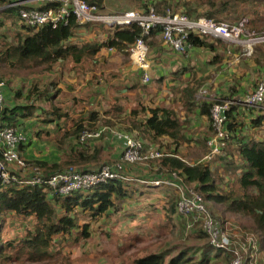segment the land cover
I'll use <instances>...</instances> for the list:
<instances>
[{
    "label": "trees",
    "instance_id": "16d2710c",
    "mask_svg": "<svg viewBox=\"0 0 264 264\" xmlns=\"http://www.w3.org/2000/svg\"><path fill=\"white\" fill-rule=\"evenodd\" d=\"M13 1L15 0H0L3 14H18L19 6L11 5ZM85 1L89 4H96L100 10H103V0ZM130 1L141 12H146L152 6L156 12L162 14L170 9L172 12L183 13L189 18L207 17L215 21L236 22L246 15L248 10L246 5H250L254 0ZM59 2L60 0H44L38 8H53L59 5ZM20 6L26 7V5ZM122 10L124 9L117 8L115 13ZM22 24L28 29L18 38L16 43L10 44L9 42L0 47V63L6 65V69L1 71L0 81H3L7 74L25 79L28 76L48 72L56 64L63 66L68 59L80 63L83 58H89L92 59V63H95L94 58L103 47L113 49V53L128 55L129 46L141 36L142 32L141 27L134 22L125 26L109 28L100 23H78L72 15L68 17L66 23H59L55 27L50 23L39 26ZM0 25H2L1 20ZM261 28L264 30V26ZM93 29L103 31L102 42L78 41V35L87 34ZM145 41L148 45V56L154 55L155 50H158L155 46L159 43L162 47L166 45L160 37L159 27H155L150 36L145 38ZM186 41L192 47L208 48L214 52L219 48H226V44L221 39L195 32L189 33ZM166 46L169 50L175 51L169 45ZM235 47L239 49L238 46ZM175 52L183 55L182 51ZM247 58L251 59L255 63V67L259 69L256 72L262 74L260 78L256 79L257 81L250 84L249 88H253L264 77V42L255 45L252 54ZM216 59L217 56L211 62H217ZM151 69L150 66L148 69L150 79L144 83L141 81L142 69L135 68L128 78L129 86L140 89V83L148 85L152 82L156 76L151 74ZM98 76L89 75L88 83L91 88H95L93 85L99 86L105 81L103 75ZM5 80L8 81V79ZM204 80L199 78L196 81L201 84ZM3 82L4 92H6V88L10 89V87L5 81ZM197 82L194 81L183 86L179 90V94L173 99L179 103L178 107L181 108V112H177L178 107L174 104L151 106L142 101H137L136 106L131 107L129 112H126L123 105H109L107 107L99 102L103 108L84 112L82 117L70 118L73 121L71 128H66L64 135L57 140V148L62 151L60 158L51 163L41 159L33 160L28 156L27 158L32 161V165L43 168L45 176L66 170L69 167H73L75 172L97 171L99 167L109 162L104 149L108 142L107 139H110V133L114 132L112 131L113 128L127 132L139 143V152L148 154L150 151H157L160 153V156L148 157L141 162L126 164L125 169L136 165L137 171L132 178L143 180L142 182L148 183V186L153 188L152 182L154 180L171 178L172 173H175L176 179L193 188L202 196L207 209L209 210L211 207L216 216L212 214L221 219L223 225L226 222L233 224L230 222L231 220L234 222L233 226L238 231L240 247L238 249L236 246L238 243L232 246H235L242 256L244 255L240 249L241 247L245 249L247 234L257 237L260 241L259 248L262 249L264 247V137L257 134L258 128H261L264 122V112L256 111L250 115L237 106H231L224 110L223 129L228 135L226 145L221 147L219 154L209 159L196 156L199 159L189 161L184 157L185 153H188L185 151L187 148L185 145L197 141L196 143H200L205 148L204 150L210 152L208 140L215 134L211 108L218 100L197 101L195 99ZM52 85H57V81H49L48 85L41 90H38L33 84L25 97L31 101L34 95L42 102L49 103L51 117H46L45 109L39 105L8 104L5 99V105L0 110V119L3 124L19 126L24 131H28L34 125H39V121H28V118H31L29 116L44 115L45 117L40 119L44 125L49 124L50 126V123H54L57 130L61 128L60 120L63 119L66 122L69 120L68 110L64 111L51 103L61 91L58 87L54 92L50 91L49 87ZM237 85L238 83L230 84L228 94H234L238 88ZM94 92L96 95L98 90L95 89ZM94 92L90 94L89 98H94ZM16 94L19 95L18 92ZM73 100L76 101L77 98L74 97ZM117 100L115 99V102ZM35 108H40L42 114L35 112L39 111ZM82 112L81 110L80 113ZM100 113L109 119L106 122L110 126H105L106 129L95 139L96 141L82 139L81 136L84 133H97L101 130L95 124L97 115ZM119 117L126 122L123 124V127L126 126L125 129L119 127V122L115 121V118L119 119ZM193 117L200 121L208 120L206 130L210 132L209 136L202 133L193 136L189 133V129L194 130L195 127L191 124ZM246 117L249 118L246 119ZM44 132L50 134L49 130L39 127L35 131V136L39 137ZM117 141L121 142L120 139ZM120 144L122 151L124 147L122 142ZM25 146L28 144L21 145V150L24 151ZM122 172L124 173V170ZM19 177L20 175L16 174L14 175L15 180L11 179L6 184H0V264L16 263L22 258L26 262L47 264L48 259L52 257L49 249L55 242L54 237H58L61 241L63 238L71 240L76 245L81 239L90 237L92 232L90 222L99 219V217H111V214L120 212L122 208L130 209L133 204H135V211L129 213L128 216L134 218L136 215L138 216L140 211V205H136L139 204L138 199L129 207L122 205L123 202L128 203L130 201L132 194L131 190L129 191L128 183L126 184L127 179H105L89 189L74 190L67 195L59 196L48 185L21 186L19 183L21 178ZM164 186L166 192L162 206L168 218L171 219L174 216L184 220L188 217L190 220L192 219L193 223L195 220L200 222H196L195 227H192L188 233L195 238V242L191 245L176 244L160 251L145 252V255L138 257L133 256L131 257V264H229L234 257L233 252L216 248L209 243L207 234L202 227V214L185 215L180 213L177 209L179 199L177 189ZM151 187L143 191L140 190L138 197L146 191L149 192ZM120 201L121 205H119ZM208 206L210 207L208 208ZM142 207L149 208L147 204ZM3 214L29 218L34 222V225L20 240L6 239L3 241L4 225L1 217ZM80 220H83L82 224L79 223ZM231 236L234 237V235ZM130 244L131 242L127 243V245ZM250 253L251 249L245 252L244 258L247 264H252V254Z\"/></svg>",
    "mask_w": 264,
    "mask_h": 264
},
{
    "label": "rangeland",
    "instance_id": "374dc122",
    "mask_svg": "<svg viewBox=\"0 0 264 264\" xmlns=\"http://www.w3.org/2000/svg\"><path fill=\"white\" fill-rule=\"evenodd\" d=\"M43 1L44 0L34 1L29 5V7L38 8ZM103 5L104 12L108 13H115L117 8L120 10L124 9L120 12L137 10L134 3L130 0H103ZM2 9L3 8L0 7V20L2 21V25H0V47L9 42L10 44H15L18 38L28 29V27L22 24V22L26 23L23 19L22 22H20L18 14L8 13L5 15L2 13ZM256 31L258 33H264V30ZM88 32L89 33L87 34L78 35V41H103L104 33L101 29H93ZM160 47H162L161 43L155 46L158 51H162L160 50ZM227 48L234 51L233 53L242 51L232 45L229 47L227 46L223 50ZM223 50H220V55H222ZM212 55L213 54H210V52L204 51L194 56L198 62L205 63L204 65L195 67V69L193 67H180L178 65L175 73H168L166 69L167 65H164L159 73V77L154 78L148 85L140 83V89L131 88L129 86L130 82L128 81L129 76H124L125 73L122 71V69L127 67L129 61L132 62L129 52L128 55H122L120 53L106 54V52H102L94 58V62L96 61L95 63H92V59L89 58H83L80 63H75L74 61L68 59L64 62L63 66L56 64L49 72L46 71L35 76H28L25 79L20 76L14 77L7 74L5 79H8V81L5 79H3V81H5L11 90L6 88V91L9 93L6 103L17 105H39L41 108L45 109V116L51 117V113H49L51 109L49 103L42 102L34 95L32 96L31 101H28L25 97L31 85L35 84L37 89L41 90L48 85L49 81H57V85H52V87H49V90L54 92L56 87H58L61 91L51 103L62 108L64 111L68 110L69 120H67V122L63 119L60 120L62 127L57 130L54 127V123H50V127L49 124L44 125V123L40 121L42 117H45L44 115L38 117L29 116L31 118H28V121H39V125H34L31 131H29L33 138H36L35 142L28 146V148L25 146L29 149V156L31 159H44L45 161L51 163L53 160L60 158L62 154V151L57 148V140L64 135L66 128H71L73 121H71L70 118L82 117L84 112L92 109H101L103 108V105H106L107 107L109 105H123L124 109H130L131 107L133 108L136 106L137 101H142L144 104L151 106H168L169 104H174V106L178 107L179 103L177 100L173 99H175L176 95L179 94L178 92L181 87L191 84L194 81L197 82L196 80H199V78H203L205 80L201 84L197 82L198 84L195 93V99L197 101H213L217 99L218 101L225 102L234 96V94H228V92H230L228 89L230 84L238 83L237 86L244 89H246L247 85L248 89L251 86L250 84L257 81L256 79L260 78L262 75L261 73H257L256 70L247 68V63H240L242 59H246L248 56L239 55L238 60L235 59V54L230 57L226 56L225 59L229 60L228 62L231 63L228 67L223 68L225 70V72H223L220 69L221 67L207 62ZM202 60L203 62H201ZM5 66V64L0 63V74L2 70L6 69ZM84 69L85 71H83ZM228 70L230 71L229 73ZM244 70L250 75L247 76V78H245V72H243ZM238 73L240 76H237ZM241 73L243 74L241 75ZM90 74L95 77L103 75L105 77V81H103L101 85H93L95 88H91L88 83ZM181 74H185L186 77L181 78ZM234 78H236V81H234ZM93 81L96 82L95 79H93ZM95 89L98 90L96 95V92H94ZM99 90H101L100 93ZM16 92H18L19 95H17ZM93 92L94 98H89L90 94ZM74 97L77 98L76 101L73 100ZM115 99L118 100L115 102ZM99 102H102L103 105L101 103L99 104ZM35 109L39 110L35 111L37 113L42 111L40 108ZM180 109L181 108L178 107L177 112H181ZM81 110L83 111L82 113H80ZM254 112L256 111L249 112V114L251 115ZM257 112L260 113L262 110L259 109ZM40 114H42V112ZM102 115L103 114L101 113L98 114L97 121L95 122L96 127L101 128V130L97 133H84L81 136L82 139H92V141H96L95 139H97L103 130L106 129L105 126H110L106 122L109 119L103 117ZM247 118L249 117H246V119ZM115 121L119 122V127L125 129L126 126L123 127V124L126 122H124L120 117L119 119L115 118ZM207 122L208 120L206 119L200 121L197 120L196 117H193L191 124L195 127L193 128L194 130L189 129V133L193 136L199 133L209 136L210 132L206 130ZM39 127H44V129L49 130L50 134H46L44 132L40 134L39 137L35 136V131H37ZM112 131L116 132L118 130L113 128ZM114 132L110 133V139H107L108 142L104 149L105 156L109 160L107 164L121 162V159L114 161L113 158H110V155L112 153L119 155L124 150L123 148L121 151L120 143L117 141L119 138L114 135ZM257 135L264 137V122L261 128H258ZM190 145H185V148H187H184L185 151H188V153H185L184 156L186 159H189V161H194L201 157H203L202 159H207L206 157L209 151L207 152V150H204L205 148L200 143H198V145H194L193 142H191ZM64 148L67 147L64 146ZM27 149H24L26 157ZM196 156H199V158H196ZM30 162L32 161L30 160ZM41 169L43 170V168ZM29 171V169H25L22 174L28 173ZM124 175L127 176V171L126 173L124 172ZM131 182L132 185H128L130 188H128L129 191L131 190L132 192L130 201L128 203L123 202V204L120 201L119 205L122 204L124 207H129L136 199H138L139 204L136 205H140V215L138 214V216L136 215L134 218L128 216L129 213L135 211V204H133L130 209L127 208V210L122 208L120 212L111 214V217H99V219L90 222V229L92 231L90 237L87 239H81L76 245H74L71 240L63 238V241H61L58 237H54L55 242L49 249L52 257L48 259L49 262L47 264H131V257L133 256L138 257L149 252L160 251L176 244L191 245L195 242V238L191 237L188 233L192 227H195L196 222L199 221L195 220V223H193L192 219L190 220L188 217L184 220H180L178 217L174 216L171 219L168 218L165 213V209L162 206L165 199V186H154L152 188L151 186H148L149 184L146 182ZM148 187H151L150 191H146L138 197L140 189L143 191V188L146 189ZM146 204L149 207L148 209L142 207ZM209 207L210 206H208V208ZM210 208L209 211L214 214L215 212L212 208ZM214 215L216 216V214ZM1 217L3 218L4 225L2 235L3 241L6 239H14L15 241L20 240L21 237L27 233L28 229L34 225V222L31 219L23 218L18 215L3 214ZM230 222L234 224L232 220ZM79 223L82 224L83 220H80ZM226 224L227 233L229 235L231 233L233 234V224H229V222H226ZM230 237L232 242H240L238 237H233L231 235ZM129 242H131V244L127 245ZM236 244L233 243V245ZM245 244V249L242 247L240 249L243 255L245 256V252L251 249L250 254H256L254 259L257 264H264V247L262 249L259 248L260 241H258V238L254 237L252 234H247ZM236 246L239 249V243ZM256 262H253L252 264H256ZM10 264L43 263L26 262L24 261V258H22L19 262H12Z\"/></svg>",
    "mask_w": 264,
    "mask_h": 264
},
{
    "label": "built area",
    "instance_id": "2783aa9c",
    "mask_svg": "<svg viewBox=\"0 0 264 264\" xmlns=\"http://www.w3.org/2000/svg\"><path fill=\"white\" fill-rule=\"evenodd\" d=\"M37 1V0H36ZM23 0L11 2V5L19 6L18 15L28 26H39L50 23L53 27L59 23H66L69 16H74L78 23H100L105 27L125 26L132 22L141 27V36L138 37L128 48L130 59L133 64L143 71L142 81L150 79L148 69V45L145 41L155 27L160 28V37L166 45L175 51L183 52L189 44L187 37L189 33L195 32L208 35L212 38H219L229 44L240 48L239 55L250 56L254 46L264 42V33H258L249 26V18L243 16L236 22L215 21L212 18L197 17L189 18L183 13L172 12L167 9L165 14L158 13L154 7L146 12L138 10H127L120 13H106L99 9L96 4H89L85 0H60L59 5L54 8L39 9L34 7H22ZM23 23V22H22ZM110 49V48H109ZM4 82L0 81V110L5 105L3 94ZM205 92V91H203ZM231 106H237L246 112L264 111V77L257 84L243 95L232 96L225 102L218 101L211 108L212 125L215 134L208 140L210 152L207 159L219 154L221 147L226 145L228 135L223 129L225 120L224 110ZM28 133V134H27ZM25 132L18 126H6L0 119V184H6L14 175H20L19 183L23 185L43 184L51 187L59 196L69 194L74 190H86L105 179L119 178L126 180L122 171L126 164L141 162L148 157L160 156L157 151H150L148 154L139 152V143L130 134L123 131H116L124 147L121 155V162L104 164L97 171L75 172L73 167L66 170L45 176L43 170L32 165L30 160L20 150V145L29 140V132ZM25 169L28 173L22 174ZM175 173L171 178L160 179L161 183L176 188L179 194L177 209L185 215L202 214V227L207 234L209 243L216 247L233 252L234 257L229 264H247L244 256L233 248L232 240L226 231L227 224L215 217L203 203L202 196L193 188L180 182Z\"/></svg>",
    "mask_w": 264,
    "mask_h": 264
},
{
    "label": "crops",
    "instance_id": "0c3cea01",
    "mask_svg": "<svg viewBox=\"0 0 264 264\" xmlns=\"http://www.w3.org/2000/svg\"><path fill=\"white\" fill-rule=\"evenodd\" d=\"M34 1H36V0H23V2H24V4L26 5V6H28L29 7V5L32 3V2H34ZM246 6H248V10H247V12L245 13L246 15L245 16H247L248 18H249V26L251 27V28H253L254 30H257L258 29V31H261V30H263L261 27L262 26H264V0H254L253 1V3H251L250 5L248 4V5H246ZM243 17V16H242ZM228 22V21H227ZM222 40V39H221ZM225 44H226V46L225 47H229V46H231V44H229L227 41H224V40H222ZM232 46H234V45H232ZM163 50L162 51H158V50H155L156 52H154V55L152 54V55H150V56H148V60L150 61V66L152 67V69H151V74H153L154 76H156L157 78L159 77V73H160V71H161V69H162V66H164V65H167L166 66V69H167V71H168V73H174L175 72V70H177V66L179 65L180 67H190V68H194L195 69V67H199V65L201 66V65H204L205 63H200V62H198L197 61V59L196 58H194V56H196L198 53H202V52H210V54H213L212 55V57L210 58V59H208L207 60V62L208 63H211V64H215L216 66H219V67H221L220 69L223 71V72H225V70L223 69L224 67L226 68V67H228L229 65H230V63L231 62H228L229 60H227V59H225V57L227 56V57H230V56H232V55H234L235 54V59H237L238 60V56H239V51L236 53H233L234 51H232L231 49H225V50H223V49H221V48H219L216 52H214V51H212V50H210V49H208V48H196V47H192V46H187L186 48H185V50L183 51V55H180L178 52H175V51H171V50H169V48L166 46V45H163ZM161 48V49H162ZM160 49V50H161ZM240 49V48H239ZM113 49H109V48H106V47H103L102 49H101V51H100V53H102V52H106V54L107 53H113V51H112ZM220 50H223V52H222V55H220ZM215 56H217V62H215V61H213V63L211 62L214 58H215ZM249 57V56H248ZM241 58V57H240ZM237 60H235V61H237ZM246 60V61H245ZM201 62H203V60L201 61ZM215 62V63H214ZM242 62H244V63H247V68H251V69H253V70H256L257 71V67H255V63L251 60V59H249V58H246V59H242L241 61H240V63L242 64ZM233 63V62H232ZM243 63V64H244ZM248 63H250V64H248ZM129 65V66H128ZM128 65H127V67L125 68V69H122V71L125 73V75L124 76H131L132 75V72H133V70L135 69V68H137L135 65H133L132 64V62L131 61H129V63H128ZM149 66V67H150ZM230 69V68H229ZM259 70V69H258ZM49 72V71H48ZM185 72V71H184ZM183 72V73H184ZM230 71L228 70V73H229ZM243 72H245V78H247V76H250L249 75V73L248 72H246L245 70L243 71ZM261 73V72H260ZM243 73H241V75H242ZM237 76H240V74L238 73L237 74ZM181 78L183 77H186V75L185 74H181V76H180ZM235 77H236V75H235ZM141 81H142V78H141ZM143 82V81H142ZM186 86V85H185ZM245 87V86H244ZM182 88V87H181ZM250 89H252V88H248L247 89V85H246V89H242V87H238L237 88V90H236V92L234 93V97L235 96H239V95H243L246 91H248V90H250ZM4 90H5V86H4V89H3V94H4V98L5 99H7V96H8V92L6 91V92H4ZM129 110L130 109H125V111L126 112H129ZM196 111V110H195ZM252 112V111H251ZM247 113H249V112H247ZM19 127V126H18ZM21 128V127H20ZM22 129V128H21ZM23 130V129H22ZM28 131H31V129L30 130H28ZM28 131H25L26 133L28 132ZM28 134V133H27ZM29 140L24 144V145H26V144H28V146H30V145H32L34 142H35V140H36V138L34 137L33 138V136L29 133ZM120 142V141H119ZM121 143V142H120ZM194 145H198L196 142H194L193 143ZM23 145V144H22ZM28 146H27V148H28ZM117 147H118V144H117ZM26 148V149H27ZM120 148H121V144H120ZM20 150H21V145H20ZM109 150H111V149H109ZM22 151V153L26 156V154H25V152L23 151V150H21ZM27 151V156L29 157V158H31L30 156H29V149H27L26 150ZM121 154L122 153H120L119 155H117L116 153H112L110 156V158H113V160L114 161H118V160H120L121 159ZM41 158H43V157H41ZM41 160H44V159H41ZM126 171H127V176H125V178H127V180H126V184L128 183V185L129 186H131L132 184V182L131 181H143V180H140V179H135V178H132L134 175L133 174H135L136 173V171H137V168H136V165H133V166H129V167H127L126 169L124 168V172L126 173ZM124 174V173H123ZM138 174V173H137ZM130 176V177H129ZM158 181H160V179H156V180H154L153 182H152V185L153 186H158V187H164V185H166V184H164V183H162L161 184V182H158ZM167 187H169L170 189L171 188H173V187H170L169 185H166ZM157 187V188H158ZM143 189H145V188H143ZM141 190V189H140ZM230 224V223H229ZM234 229V230H233ZM232 230L234 231V233L232 234H230V235H234V236H236V237H238V231H236L235 230V228H233ZM233 243L234 244H236L237 242H232V245H233ZM233 247H235V246H233ZM255 255L256 254H252L251 255V257L253 258V259H251V263H253V262H256L255 261ZM256 264H257V262H256Z\"/></svg>",
    "mask_w": 264,
    "mask_h": 264
}]
</instances>
